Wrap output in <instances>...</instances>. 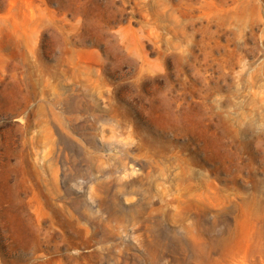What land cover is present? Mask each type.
I'll return each mask as SVG.
<instances>
[{
	"label": "rangeland",
	"instance_id": "obj_1",
	"mask_svg": "<svg viewBox=\"0 0 264 264\" xmlns=\"http://www.w3.org/2000/svg\"><path fill=\"white\" fill-rule=\"evenodd\" d=\"M0 264H264V0H0Z\"/></svg>",
	"mask_w": 264,
	"mask_h": 264
}]
</instances>
